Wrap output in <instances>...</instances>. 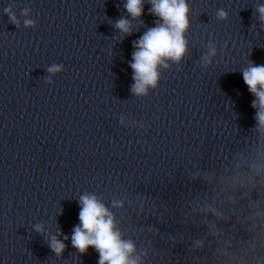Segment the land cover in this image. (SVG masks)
Masks as SVG:
<instances>
[{"label":"clouds","instance_id":"clouds-1","mask_svg":"<svg viewBox=\"0 0 264 264\" xmlns=\"http://www.w3.org/2000/svg\"><path fill=\"white\" fill-rule=\"evenodd\" d=\"M151 7L149 15L156 17V26L149 27L137 40L133 41L132 61L130 67L133 70V80L136 82L132 91L137 94H144L146 86L156 85L158 78L157 66L166 58L179 61L185 54L186 44L184 33L188 28L189 8L186 0H149ZM123 7L131 20L121 17L115 22V28L122 35H131L134 31L132 20L144 24V0H126ZM6 14L10 21L17 24L12 9L6 8ZM25 14L27 9L24 10ZM260 18L264 20V6L258 8ZM218 17L223 19L226 13L220 10ZM30 20L25 25H31ZM210 54H215V49L210 45ZM205 62L208 56L204 57ZM167 67V65H164ZM61 67L54 65L49 72H58ZM243 80L257 99L253 101L252 107L257 108L256 119L261 126H264V65L252 64L243 70ZM79 221L71 234V244L81 254L87 253L89 247L99 253V264H138L137 260H130L129 254L133 252V244L130 241L121 239V233L116 230L114 217L95 195L85 194L79 197ZM119 202H116V206ZM37 231H42L40 225L36 226ZM68 239L67 236L64 237ZM49 246L57 254L61 255L66 248L65 243L52 236Z\"/></svg>","mask_w":264,"mask_h":264}]
</instances>
